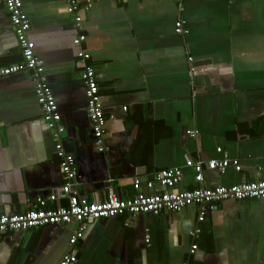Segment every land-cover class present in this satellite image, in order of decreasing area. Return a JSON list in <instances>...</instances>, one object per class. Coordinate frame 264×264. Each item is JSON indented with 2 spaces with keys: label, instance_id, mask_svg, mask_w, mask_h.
Here are the masks:
<instances>
[{
  "label": "crops",
  "instance_id": "0c3cea01",
  "mask_svg": "<svg viewBox=\"0 0 264 264\" xmlns=\"http://www.w3.org/2000/svg\"><path fill=\"white\" fill-rule=\"evenodd\" d=\"M23 2L58 104L64 148L77 161V189L89 202H103L110 190L132 198L136 179L141 193H161L146 183L170 168L184 173L172 192L191 190L199 184L186 162L225 155L242 170H206V187L264 180V0H102L81 12V31L66 0ZM179 20L186 37L175 32ZM80 33L102 95L101 143L73 43ZM20 62L0 0V70ZM59 163L31 75L0 77V216L40 209L39 199L47 209L67 208ZM200 211L94 221L76 247L70 239L77 224L2 234L0 264H60L72 252L77 264H264V199L213 204L198 224ZM196 226L201 233L193 239ZM193 244L199 249L191 256Z\"/></svg>",
  "mask_w": 264,
  "mask_h": 264
},
{
  "label": "built area",
  "instance_id": "2783aa9c",
  "mask_svg": "<svg viewBox=\"0 0 264 264\" xmlns=\"http://www.w3.org/2000/svg\"><path fill=\"white\" fill-rule=\"evenodd\" d=\"M100 1L102 0H86L81 5L78 0H66L67 14L73 17L77 31L82 30L81 12L91 11L95 3ZM3 3L18 41L22 62L2 68L0 77H9L20 73L31 75L38 103L43 110V118L49 128L54 131L60 170L65 180L62 189L64 195H61L65 196L69 204L67 208L47 209L46 201L39 199L40 209L30 210L23 214L1 215L0 235L36 230L47 226L77 224V231L70 239V245L76 247L78 242L85 238L90 223L94 221L136 214L159 216L163 212H179L195 206L201 210L198 218V224H200L204 221L205 208H211L213 204L231 200L241 202L264 199V180L244 182L231 187L208 188L205 186L206 170H215L222 174L230 167H234L237 172L242 170V166L236 161H232L228 155H225L223 159H213L207 163L188 160L186 167L194 171V179L199 186L185 192H172V189L182 181L184 173L181 168H170L157 172L152 180L146 183V188L150 191H153L156 186H160L163 189L161 193H141V180L136 179L134 188L138 193L129 199L119 198L113 190H110L104 201L99 203H91L87 198L81 196L76 181L77 161L75 155L67 152L64 148L62 135L65 133V129L60 123L61 115L54 92L47 80L44 61L36 54V46L30 38L32 25L24 10V2L23 0H3ZM175 32L182 37L189 34L184 20H179L176 23ZM85 41L86 36L80 33L73 43L75 47L79 48L77 56L82 68V80L86 87L87 111L94 126V135L101 143L106 123L104 107L98 76L95 69L88 64L91 55L82 48ZM189 134L196 137L197 132ZM217 152L221 153L222 149L219 148ZM59 198L60 196L56 194L51 196L50 200L56 202ZM200 233L201 229L196 226L190 232V237L197 239ZM198 249V244H193L189 251L190 255H195ZM60 264H77V253L72 252L65 255Z\"/></svg>",
  "mask_w": 264,
  "mask_h": 264
},
{
  "label": "water",
  "instance_id": "95a60500",
  "mask_svg": "<svg viewBox=\"0 0 264 264\" xmlns=\"http://www.w3.org/2000/svg\"><path fill=\"white\" fill-rule=\"evenodd\" d=\"M52 227H54V226H52Z\"/></svg>",
  "mask_w": 264,
  "mask_h": 264
}]
</instances>
